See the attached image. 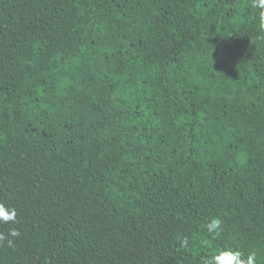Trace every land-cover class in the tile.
I'll list each match as a JSON object with an SVG mask.
<instances>
[{
	"label": "trees",
	"instance_id": "obj_1",
	"mask_svg": "<svg viewBox=\"0 0 264 264\" xmlns=\"http://www.w3.org/2000/svg\"><path fill=\"white\" fill-rule=\"evenodd\" d=\"M260 11L0 0V264H264Z\"/></svg>",
	"mask_w": 264,
	"mask_h": 264
},
{
	"label": "clouds",
	"instance_id": "obj_2",
	"mask_svg": "<svg viewBox=\"0 0 264 264\" xmlns=\"http://www.w3.org/2000/svg\"><path fill=\"white\" fill-rule=\"evenodd\" d=\"M250 7L253 9H262L258 15V28L259 33L258 39L264 40V0H250ZM18 223L17 221V211L15 208L6 207L4 204L0 203V224ZM223 220L218 216H212L203 227L207 229V233L216 239L222 234ZM11 237H18L20 235L17 229H12L9 234ZM5 236L0 233V240H4ZM202 244H207V240H202ZM14 241L9 239L8 245L13 246ZM189 238L184 237L180 241V246L182 248L188 249ZM262 259L259 250L250 249L247 254L238 249L227 248L225 250L219 251L218 254L211 257L203 258L202 264H259Z\"/></svg>",
	"mask_w": 264,
	"mask_h": 264
}]
</instances>
